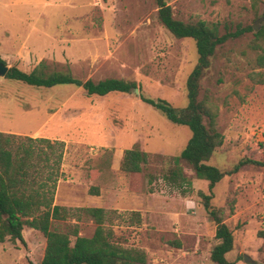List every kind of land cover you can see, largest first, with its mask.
<instances>
[{"label":"rangeland","instance_id":"1","mask_svg":"<svg viewBox=\"0 0 264 264\" xmlns=\"http://www.w3.org/2000/svg\"><path fill=\"white\" fill-rule=\"evenodd\" d=\"M166 2L177 19L242 31L216 47L198 98L206 96L216 108L223 135L207 162L230 170L248 160L213 188L211 203L223 209L234 237L226 257L236 264H264V67L256 64L260 50L253 48L259 42L254 33L264 26V0ZM157 9L155 0H0V58L8 68L30 71L44 61L47 70L69 71L82 80L119 78L138 89L87 95L72 84L36 87L0 75V131L63 141L56 179L48 185L54 184L53 203L66 210L63 219L51 221L52 229L90 236L95 221L80 208L99 206L112 211L105 223L113 240L142 249L148 264H214L209 257L217 242L215 223L199 196L208 192L207 180L198 179L184 160L190 185L164 178L191 130L139 96L186 105V79L197 60L195 41L175 37ZM134 144L148 153V162L128 173L120 162ZM22 236L24 244L9 237L0 242V264L41 260L42 232L23 226Z\"/></svg>","mask_w":264,"mask_h":264},{"label":"trees","instance_id":"2","mask_svg":"<svg viewBox=\"0 0 264 264\" xmlns=\"http://www.w3.org/2000/svg\"><path fill=\"white\" fill-rule=\"evenodd\" d=\"M157 15L161 23L178 38L190 37L195 41L197 60L186 79L187 103L182 107L173 106L162 98H153L142 93V101L160 110L173 123L189 127L191 135L177 155L172 156V166L164 178L176 186L190 185L191 179L184 173L181 160L186 161L198 179L207 180L208 192L199 191L201 202L208 216L215 223L214 237L217 242L210 252L214 264H236L226 254L233 249V232L223 221V209L211 203L213 188L225 176L237 171L248 160H239L230 170H222L207 161L214 150L223 142V135L217 129L216 108L208 98H198L200 80L210 66L211 57L218 45L242 31L221 32L219 24L198 19L185 22L172 15L166 0H155ZM249 29L251 27L249 26ZM259 42L253 44L260 52L256 64L264 67V26L254 33ZM5 64V61L0 58ZM5 77L36 87H52L59 84L79 86L87 95L103 96L109 92L128 93L135 83L119 78H103L97 81L82 80L69 71L47 70L40 61L30 71L10 66ZM63 141L45 137L17 135L0 131V242L7 237L18 239L24 244L23 226L38 229L46 239L41 260H28L27 264H148L146 254L136 247H125L113 240V231L106 225L109 213L103 207L88 206L80 208L95 221L90 236L78 235L76 229L71 233L51 228L53 219H63L65 207L53 203V183L59 170ZM148 153L137 144L124 149L120 168L128 173L140 172L148 162ZM54 162V166L51 163ZM55 172V175H52ZM46 172H48L46 174ZM153 181L151 174L145 177L144 185ZM97 195L98 187L90 188ZM133 216L139 218L135 211ZM74 236L71 242L70 235ZM264 238V231H260ZM176 246L179 242L175 241Z\"/></svg>","mask_w":264,"mask_h":264},{"label":"water","instance_id":"3","mask_svg":"<svg viewBox=\"0 0 264 264\" xmlns=\"http://www.w3.org/2000/svg\"><path fill=\"white\" fill-rule=\"evenodd\" d=\"M253 28L255 30H257V27L256 26H253ZM8 69V66L6 64H4L3 62L0 61V75L1 76H4L6 71ZM134 91L137 92L138 89L137 88H134ZM248 257L246 255H244V259H247Z\"/></svg>","mask_w":264,"mask_h":264}]
</instances>
